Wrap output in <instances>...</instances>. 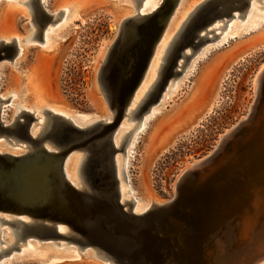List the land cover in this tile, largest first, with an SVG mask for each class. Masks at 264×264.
<instances>
[{"label": "water", "instance_id": "water-1", "mask_svg": "<svg viewBox=\"0 0 264 264\" xmlns=\"http://www.w3.org/2000/svg\"><path fill=\"white\" fill-rule=\"evenodd\" d=\"M252 1L204 0L196 6L175 41L173 56L151 98L135 117L147 112L160 98L167 80L177 77V69L201 44L212 40L206 35L214 31L208 28L217 19L233 18L236 11V18H242ZM177 2L162 0L155 11L137 13L119 24L96 76L113 115L110 123L98 121L81 129L52 115L48 132L41 129L31 137L36 120L32 113L22 111L19 120L9 125H3L0 118V133L34 146L32 152L22 155L0 154V216L11 218H0V223L15 228L20 224L29 230L16 238L13 247L27 238L58 239L78 251L90 249L114 264H249L264 255V121L254 139L248 136L213 165L231 135L253 121L264 86V70L248 118L224 136L206 163L185 173L169 201L141 215L132 212V201L120 202L113 159L123 152L127 140L116 148L113 136ZM36 8L42 26L51 21V15L38 4ZM6 52L11 54L12 47L0 49V54ZM75 152L85 156L81 174L88 191L74 188L63 175L66 159ZM60 226L66 233L58 232Z\"/></svg>", "mask_w": 264, "mask_h": 264}, {"label": "rangeland", "instance_id": "rangeland-1", "mask_svg": "<svg viewBox=\"0 0 264 264\" xmlns=\"http://www.w3.org/2000/svg\"><path fill=\"white\" fill-rule=\"evenodd\" d=\"M25 1L28 0H0V34L17 33L20 41L14 45V53L9 59H0V99L5 101L0 103L3 125L11 124L15 113L23 109L32 111L35 108L25 91L27 69L30 68L42 75L44 88L50 99L66 103L77 111L93 110L94 104L97 105L96 99L100 98L97 88L93 91V76H96L101 61L100 52L117 34L116 17L119 13H114L121 9L123 19L130 18L132 14L134 16L139 12L146 0H140L137 8L134 0H80L84 11L79 15H71L68 6L65 9L62 7L65 1L71 3L74 0H43L44 11L52 16L51 21L43 26L42 22L32 21L29 8L21 4ZM34 1H38L43 8L41 0ZM184 2L186 3L183 4ZM36 3L34 9L37 13ZM197 3L198 0H182V5L175 7L177 17L169 28L167 40L165 38L155 46L156 58H159V62L153 60L155 67L162 64V46L175 33L177 23L180 24L186 17L185 13L188 14L190 9L191 12ZM252 3L254 5L244 12L242 18L223 17L208 28L214 29L206 35V38L212 40L201 44L187 63L177 69L180 72L177 77L167 80L160 98L149 106L147 112L136 119H130L129 114L122 118L119 124L121 131H118L116 137L117 144L123 140L122 135L125 133L128 134L127 141L123 152L117 153L114 158L120 176L129 142L135 138L136 145L128 168L131 195L127 193V186L121 176L117 177L119 187L124 192L123 200L132 201V206L134 199H138L136 196L140 197L141 194L151 195L154 200L167 201L174 193L175 181L181 171L207 156L217 146L219 138L249 114V107L256 97L253 80L259 68L264 65V0H253ZM65 10L66 15L63 13ZM58 12L61 14L57 17ZM232 15L236 17L238 12ZM223 22L226 24L223 25ZM228 26L231 27L229 32L226 31ZM33 32L38 34V40L41 37L40 41H26ZM213 35L217 37L213 38ZM44 38H47L45 44L42 41ZM55 40H58L56 48L53 47ZM49 42H53V45ZM155 76L156 71H153L147 83L150 84ZM261 93L257 101L258 112L252 117L253 121L231 135L213 165L222 156L230 155L231 150L234 151L237 144L248 136L252 140L258 135L264 121V86ZM138 95L140 97L141 93ZM133 104L135 106V102L132 107ZM151 111L152 114L149 115ZM107 113L110 114L108 108ZM190 114L193 115L191 121L189 117L184 119ZM42 116L41 113L33 115L36 120L32 122L31 133L39 132L45 127L48 119L44 113ZM38 117L43 118V125L39 124ZM144 119L145 129L139 132V126ZM183 122H186L183 126L186 128L181 137L171 140L163 150L157 149L161 138L175 124ZM0 135V151H22L21 142H15L11 135ZM69 158L68 170L70 175H75L76 161H79L80 154ZM76 181L79 182L77 177ZM2 218L11 220L6 216ZM18 228L0 223V250L13 244L14 231ZM92 254L90 249L78 251L74 245L58 239L41 241L27 238L23 243H17L14 249L0 255V264H111Z\"/></svg>", "mask_w": 264, "mask_h": 264}, {"label": "bare ground", "instance_id": "bare-ground-1", "mask_svg": "<svg viewBox=\"0 0 264 264\" xmlns=\"http://www.w3.org/2000/svg\"><path fill=\"white\" fill-rule=\"evenodd\" d=\"M157 1V2H156ZM189 0H187V2H188ZM204 0H198V3L192 8V7H190V8H192V11L190 12V10H189V13L187 14V13H185V18L181 21V23L179 24V23H177L178 24V27H177V29H175L174 27V29L176 30L175 31V33L173 34V36L171 37V39L170 38H168V39H170L169 40V42H167V44L165 45V46H162V47H164L163 48V55H161L160 57V61H161V63L162 64H160L159 63V65H157L156 67L154 66L155 65V61L153 62V60H157L158 61V59L159 58H156V55H157V50H156V48H154V50H153V52H152V56H151V60H149V62H148V64H147V67H146V69H145V72H144V74H143V76H142V79H141V81H140V83H139V85H138V87H137V89L135 90V92H134V94H133V97H132V99H131V101H130V103H129V105H128V107H127V109H126V114H125V116L124 117H126L127 116V114H129V118L130 119H136L137 117H135V115L137 114V111L139 110V108L141 107V105L148 99V98H151L150 97V95L153 93V91L155 90V88H156V85H157V83H158V81H159V78H160V76H161V74H163L164 73V71H165V67L168 65V63L170 62V60H171V58H172V56H173V51H174V47H175V41L177 40V38H178V36H179V33L182 31V29H183V27H184V24L186 23V21H187V19H188V17L191 15V13L193 12V10L195 9V7L196 6H198L200 3H202ZM259 1V0H258ZM36 3V1H34V0H28V1H25V2H22L21 4H23V5H26L28 8H29V5L30 6H32V9L35 11V9H34V4ZM181 2H182V0H179V2H177V4H176V6L177 7H180V5H182L181 4ZM144 3V2H143ZM161 3H162V0H155V3H154V1L153 0H146V2L141 6V8H140V10H139V14L140 15H145V14H149V13H151V12H153V11H155L157 8H159L160 7V5H161ZM186 2H184L183 4H185ZM37 4V3H36ZM254 5V3H251V5L250 6H253ZM41 5L43 6V8L45 9V6H44V3H43V0H41ZM66 6H68V8H69V10L71 11V15L73 14V15H79L81 12H83L84 11V6H83V4L81 3V1L80 0H74L73 2H71V3H68V1H65V3L62 5V7L65 9V8H67ZM175 6V7H176ZM175 9V8H174ZM180 9V8H179ZM39 9H37V19L39 20V23H40V16H39ZM29 12H31V10H30V8H29ZM119 13V15L116 17V25H117V32H118V27H119V24L121 23V21H123L124 19H123V11L120 9L119 11H116L114 14H116V13ZM186 12H188V9H187V11ZM35 13H36V11H35ZM65 15L67 14V10H65L64 12H63ZM177 8L175 9V10H173V12H172V14H171V16H170V19H169V21H168V24H167V26H166V28H165V31H164V33H163V35H162V37L160 38V43H162L163 42V40L167 37V35H168V31H169V28H170V26L172 25V23L174 22V20L176 19V17H177ZM249 15V14H248ZM134 16H135V14H134ZM78 17V16H77ZM125 17V16H124ZM131 17H133V14H132V16ZM130 17V18H131ZM31 18H32V13H31ZM175 18V19H174ZM234 18H236V17H234ZM248 18H249V16H248ZM123 19V20H122ZM127 19V18H126ZM182 19V18H181ZM177 21H178V19H177ZM42 22V21H41ZM180 22V21H179ZM230 26H228L227 28H226V31L227 32H229V30H230ZM174 29H173V31H174ZM171 32V31H170ZM226 32V33H227ZM33 35H29L27 38H26V41H33V40H38V34L36 33L35 34V36H34V32L32 33ZM58 34H62V33H58ZM65 34V33H64ZM63 34V35H64ZM44 36V35H43ZM60 36V35H59ZM62 36V35H61ZM116 36H117V34H116ZM115 36V37H116ZM45 37V36H44ZM224 36H222V38H223ZM59 39V38H58ZM115 39V38H114ZM114 39H113V41H114ZM41 40V37L39 38V40L38 41H40ZM46 40H47V38H46ZM46 40H45V38L44 39H42V41H43V43L45 44V42H46ZM166 40H167V38H166ZM165 40V41H166ZM25 40H24V42H26ZM58 41V40H57ZM57 41L55 40V42H54V48H56L57 47ZM113 41H110V42H108L106 45H105V47L102 49V51L100 52V56H99V59H101V61L99 62V67H98V69H97V73H96V76H97V74H98V72H99V69H100V66L103 64V62H104V60H105V58H106V56H107V54H108V52H109V49L111 48V45H112V42ZM158 41V42H159ZM20 41H19V39H18V35H17V33H9V34H0V48H2V44H7V43H9V44H14L15 46L19 43ZM2 43V44H1ZM53 42H49V44H52ZM159 43V44H160ZM158 44V43H157ZM53 45V44H52ZM163 45V44H162ZM160 47V46H159ZM21 49V48H20ZM159 49H161V48H159ZM158 49V50H159ZM21 51V50H20ZM160 51V50H159ZM161 52V51H160ZM159 52V53H160ZM19 54V53H18ZM21 54H22V52H21ZM21 54L20 55H18V56H21ZM159 55V54H158ZM20 58V57H19ZM159 62V61H158ZM153 63H154V65H153ZM264 70V65H262L260 68H259V70H258V72H257V74L255 75V77H254V92H255V96L256 97H258V93H259V88H260V79L262 78L261 77V73H262V71ZM153 71H154V73H155V71H156V76H155V78H153V80L150 82V84H148L147 83V81H149L150 79H151V77H152V73H153ZM150 72H152L151 74H150ZM96 76L94 75L93 76V91H96V88H97V91H98V93H99V95H100V98H98V99H96V102H97V105H95L94 104V109L93 110H91V111H86V112H81V111H77V110H75V109H73L71 106H69L68 104H66V103H62V102H57V101H54V100H52V99H50L48 96H47V93H46V91H45V88H44V84H43V77H42V75L40 76V74H39V72H36L35 70H32L31 68L30 69H27V78H26V82H25V91L27 92V95H29V98H31L32 99V101H33V103H34V106H35V108H34V110H29L28 111V109H25L26 110V112H29V113H32L33 115H37V114H40L41 113V116H42V114L44 113L45 114V116L47 117V122L45 123V127L42 129V131H43V133H47L48 132V130L50 129V126L52 125V120H51V117H52V115H58V116H61V117H63V118H65V119H67L68 121H70L73 125H75V126H77V127H79V128H81V129H86V128H90V127H92L93 125H95V123L96 122H98V121H103L104 123H110L111 122V120H112V118H113V115H112V113H110V114H108L107 113V104H106V102H105V99L103 98V95H102V93H101V91H100V89H99V86H98V84H97V81H96ZM169 86V85H168ZM142 87H143V90H142ZM169 88V87H168ZM175 89V88H174ZM168 90V89H167ZM173 90V89H172ZM138 93H141V95H140V97H139V95H138ZM165 94V93H164ZM94 97H96V95H94ZM139 97V99H137ZM28 99V98H27ZM137 99V100H136ZM163 100V99H162ZM32 101H30V102H32ZM92 102H93V99H92ZM135 102V106H134V104H133V106L134 107H132V103H134ZM132 107L131 109L129 108V107ZM252 106H250L249 107V114H250V112H251V110H252V108H251ZM24 109L22 110V111H25ZM22 111H20L19 113H15L16 115H15V117H14V119H13V121L14 120H16V118L19 120V117H18V115L22 112ZM109 111V110H108ZM110 112V111H109ZM152 114V111L150 112V114L149 115H151ZM249 114L245 117V118H243V119H241L240 121H244L245 119H247L248 118V116H249ZM40 116V115H39ZM43 117V116H42ZM42 117H38V120H39V124L40 125H43V123H44V121H43V118ZM123 117V118H124ZM189 117V119H190V121H191V119H192V117H193V115H189V116H187V117H185L184 119H186V118H188ZM183 119V120H184ZM189 121V122H190ZM239 121V122H240ZM180 122V121H179ZM238 122V123H239ZM13 123V122H12ZM144 123H145V119L144 120H142V123L140 124V126H139V129H140V131L139 132H141V131H143L144 129H145V125H144ZM185 123L186 122H183L182 124H179V125H176L175 124V126L174 127H172L171 129H170V131H168V133L165 135V136H163L162 138H161V140L158 142V144H157V149H159V150H163L166 146H167V144L171 141V140H173V139H175V138H177V137H179L180 135H182L181 133L182 132H184L185 130V128L183 127L184 125H185ZM237 123V124H238ZM121 124V123H120ZM236 124V125H237ZM123 125V124H122ZM121 125V126H122ZM235 125V126H236ZM235 126H233L229 131H227V133L225 132V134H223L219 139V141L217 142V146L207 155V156H205L204 158H202V159H200V160H197V161H195L194 163H191V165L190 166H188L187 168H185L184 170H182L181 171V175H179L177 178H176V181H175V190L173 191V192H176L177 191V188H178V186L180 185V182L184 179V177H186V175H185V173H187V172H189V173H191L192 171H194L197 167H200L204 162L206 163L207 161H208V157L210 156V155H212L219 147H220V145H221V142L225 139L224 138V136L225 135H229L230 133H231V130L235 127ZM39 127V126H38ZM128 127V126H127ZM181 127H183V128H181ZM120 128V125L118 126V128L116 129V131H115V134H114V136H113V140H112V142H113V146H115L116 148H118L119 147V145H120V143H119V145L117 144L118 142H117V135H118V131L120 130L119 129ZM40 129V128H39ZM35 131V130H34ZM33 131V132H34ZM121 131V130H120ZM130 131V130H129ZM128 131V132H129ZM125 132H127V131H125ZM39 132H34V133H31L30 132V134H31V137H35L37 134H38ZM124 133V132H123ZM0 134H4V135H8V134H5V133H0ZM128 134H123L122 136H123V139H125V140H127L126 139V136H127ZM1 136V135H0ZM12 136V135H11ZM119 136H120V134H119ZM122 136H121V138H122ZM181 137V136H180ZM12 139H14V141L15 142H21L22 143V151L21 152H13V153H7V154H11V155H22V154H25V153H29V152H32L33 151V149H34V146L33 145H31L30 143H28V142H25V141H20V140H18L17 138H15L14 136H12ZM11 141V140H10ZM123 141V140H122ZM1 142V141H0ZM120 142V141H119ZM135 145H136V141H135V138L134 139H132L131 140V142H129V145H128V148H127V150H126V155L127 156H125L124 157V162L122 163V166H121V169H120V176H121V178H122V180L125 182V185L127 186V193L128 194H130V189H129V186H130V181H129V175H128V168H129V166H130V162H131V159H132V155H133V150H134V148H135ZM45 147H46V149L47 150H49L50 151V148L45 144ZM5 152H2V151H0V154H4ZM75 154H80V153H78V152H75V153H72V154H70L69 156H68V158L66 159V161H65V163H64V167H63V175H64V177H65V179L74 187V188H76V189H82V190H86V191H88L89 190V187L85 184V182H84V180H83V176H82V174H81V166L83 165L82 163H83V161L85 160V156L84 155H82V154H80V159H79V161H76L77 162V166H76V170H75V172L77 173V174H75V175H77V176H75V175H70V170H68V165L67 164H69V163H67V162H69L70 160V156H72L73 157V155H75ZM76 160H78V157L76 158ZM113 161H114V166H115V177H116V179H117V177L119 176V174H118V172H119V170H118V164H117V161H116V158H114L113 159ZM74 163H75V161H74ZM192 169V170H191ZM189 170H191V171H189ZM74 172V171H73ZM120 176H119V178H120ZM76 177H77V179L79 180V182L78 181H76ZM120 180V179H119ZM117 187H119V184H118V180H117ZM118 193H119V198H120V202H122V201H124L123 200V193H122V191H121V188L119 187L118 188ZM134 193V192H133ZM137 193V192H136ZM138 194V193H137ZM140 194V193H139ZM174 194V193H173ZM131 195V194H130ZM173 196V195H172ZM172 196L167 200V201H169L171 198H172ZM123 197V198H122ZM131 198L132 199H134L132 196H131ZM136 198H138V199H134V205L132 206V208H131V210H132V212L133 213H135L136 215H141V214H144V213H146V212H148V211H150L151 209H153V208H156V207H161V205H163L164 203H166L167 201H161V200H154L152 197H151V195H143V194H141L140 195V197H138V196H136ZM3 217V216H2ZM2 217H0V218H2ZM4 220H5V218H4ZM21 220L22 221H24V222H27L28 223V219H26V218H21ZM13 227V226H12ZM18 230H16V231H14V242H15V240H16V238H18V236L20 235V234H24V232H29V230L28 229H23V227H22V225H20V224H18ZM57 230H58V232H60V233H66V228L65 227H58L57 228ZM1 232V231H0ZM13 234V233H12ZM1 238V237H0ZM0 241H1V239H0ZM14 242H13V244L11 245V246H8L7 247V249H1L0 250V255H2V254H4V253H6L8 250H10V249H14L15 247H13V245H14ZM1 243V242H0ZM13 247V248H12ZM62 247V246H61ZM77 248V247H76ZM4 250V251H3ZM83 250H85V249H83ZM95 256L94 257H96V254L95 253H93ZM93 254H92V256H93ZM97 258V257H96ZM106 262V261H105ZM108 262H110V261H108ZM111 264H114L113 262H110ZM249 264H264V255L261 257V258H258V259H256V260H254L253 262H251V263H249Z\"/></svg>", "mask_w": 264, "mask_h": 264}, {"label": "flooded vegetation", "instance_id": "flooded-vegetation-1", "mask_svg": "<svg viewBox=\"0 0 264 264\" xmlns=\"http://www.w3.org/2000/svg\"><path fill=\"white\" fill-rule=\"evenodd\" d=\"M125 1H127V0H125ZM135 1V8H137V6H138V2H137V0H134ZM37 4H38V1H37ZM39 5V8L41 9L42 7L40 6V4H38ZM29 8H30V10H31V13H32V21H36V22H39V20L37 19V13H35V11L32 9V6H30L29 5ZM132 10V9H131ZM42 11L45 13V14H47L46 13V11H44V8H42ZM133 12V11H132ZM139 14V12H136L135 13V15L136 14ZM48 15V14H47ZM37 26V25H36ZM36 34V33H35ZM35 34H34V36H35ZM33 41H36V40H33ZM2 44V43H1ZM6 48V47H12V49H14V44H9V43H7V44H2V48ZM1 49V48H0ZM13 53L14 52H12L11 54H10V52H6V55H4L3 53L2 54H0L1 56H3L4 58H7V59H9L12 55H13ZM1 59V58H0ZM3 66H5V64H4V62H3Z\"/></svg>", "mask_w": 264, "mask_h": 264}]
</instances>
